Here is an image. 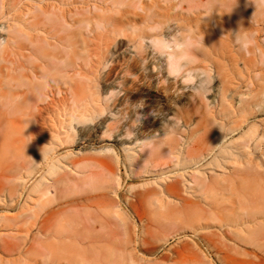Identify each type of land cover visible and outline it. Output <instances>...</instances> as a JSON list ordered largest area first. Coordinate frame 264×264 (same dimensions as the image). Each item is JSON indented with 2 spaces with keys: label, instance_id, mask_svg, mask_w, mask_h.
I'll use <instances>...</instances> for the list:
<instances>
[{
  "label": "rangeland",
  "instance_id": "obj_1",
  "mask_svg": "<svg viewBox=\"0 0 264 264\" xmlns=\"http://www.w3.org/2000/svg\"><path fill=\"white\" fill-rule=\"evenodd\" d=\"M74 8L89 9L92 18L85 30L88 50L82 51L79 36L73 65L76 89L83 82L81 74H87L88 101L72 99L64 91L68 85L62 83L54 103L41 102L40 110L29 109V116L18 119L14 127L19 132L11 136L23 147L17 152L29 145L31 131L41 145L58 146L61 171L71 176L72 196L92 197L99 204L70 214L101 216L119 231L123 251L118 254L109 246V264H264V231L258 234L264 213L252 215L255 221L248 219L250 212L260 213L262 184L257 189L263 199L258 197L257 202L250 190L246 193L253 182L244 192L242 178L237 179L241 167L230 162L207 169V179L217 183L218 191L234 181L241 191L234 192L233 183L228 186L232 194L228 189L227 196L214 191L218 195L210 198L211 205L184 186L181 195L197 201L192 209L173 197L162 207L154 191L175 180L169 177L174 167L160 170L148 160L162 139L175 136L184 142L195 129L204 134L209 112H217V106L227 113L228 107L238 108L243 101L249 106L252 101L261 112L249 116L248 122L258 121L264 128V7L256 9L252 0H75ZM24 11L29 12L26 7ZM80 28L77 25L76 30ZM239 31L248 37L244 48L234 42ZM178 33L191 34L200 45L193 53L192 70L207 76H197L194 83L171 75L166 59L144 43L152 35L171 38ZM6 37L4 33L0 40L5 42ZM31 112L37 116L30 117ZM256 152L264 160V150ZM195 170L187 169L189 179ZM49 182L54 183L53 177ZM0 233L5 237L9 232ZM3 257L6 262L13 259L9 260L13 264L25 260L28 264L17 254Z\"/></svg>",
  "mask_w": 264,
  "mask_h": 264
},
{
  "label": "bare ground",
  "instance_id": "obj_2",
  "mask_svg": "<svg viewBox=\"0 0 264 264\" xmlns=\"http://www.w3.org/2000/svg\"><path fill=\"white\" fill-rule=\"evenodd\" d=\"M74 2L0 0V35L7 34L5 42L0 40V230L9 232L5 237L3 233L6 231L0 233L3 236H0V264H4L3 256L10 254H17L19 259L27 258L28 264L30 261L41 264L49 261L53 264H109V246L115 248L118 254L123 251L119 231L114 232L101 216L70 214L72 211L80 213L98 207L99 204L92 197L79 199L72 196L75 192L70 193L74 190L68 180L71 176L66 170L61 171L63 161L57 156V145L53 142L41 145L38 140L34 141L38 136L30 130L27 133L29 145L24 147V152L19 150L22 153H18L19 148L23 149L21 144L18 145V137L11 140V136L19 132L14 127L18 119L29 116V109H39L41 102L54 103L57 91L63 90L62 83L68 85L64 91L72 99L88 101L87 74H81L84 76L81 78L83 82L80 80V87L76 89L73 65L79 36L83 42L82 51L88 50L85 30L89 29L92 18L89 9L77 11ZM25 7L29 12L24 11ZM77 25L81 26L79 30H76ZM65 77L68 79L64 80ZM222 96L227 98L226 89L222 91ZM245 102L238 108L228 107L227 113L225 109H218L219 106L217 112L210 110L209 125L204 134L195 129L188 133L184 142L175 136L160 140L148 160L155 162L160 170L174 167V170H170L173 175L169 177L175 176V180L170 179L169 182H165L168 180L165 177L162 189L154 191L162 207L170 205L173 197L181 201L180 206L192 209L191 206L196 205L197 201L181 195V191L185 192L184 186L194 191L193 196L210 204L214 198L212 196L216 194L214 191L226 195L227 189L232 194L234 188L236 191H233L237 192L239 189H235V181H230L233 183H230L231 186L235 187L229 184L226 190L219 192L217 183L208 181L206 176L207 169L225 167L230 162L241 167L237 179L242 178L244 183H240L244 185L241 186L244 192L247 191L245 185L251 181L253 188L254 182L258 184L255 189L246 186L249 188H246V193L249 194L250 190V194L257 197L256 201H261L258 197L264 196V160L256 155V151L264 150V128H260L262 123H257V120L248 122L249 116L259 114L261 110H257L252 101H249V106ZM31 114L30 117L37 116ZM132 159H136V156ZM44 165L47 166L46 170H43ZM189 168L196 169L195 174H191L192 179L187 176ZM246 175L249 177L246 178ZM50 177H53L54 183L49 182ZM259 183L263 185L260 191L257 189ZM258 191L263 193L259 195ZM260 203L257 204L260 205L257 209H262L257 210L260 213L255 210L256 214H248L250 222L252 215L258 214L256 217H260L259 214L264 213V201ZM260 231H264V226L259 228L258 234ZM246 242L252 243L249 240ZM9 260L5 261L6 264H9Z\"/></svg>",
  "mask_w": 264,
  "mask_h": 264
},
{
  "label": "clouds",
  "instance_id": "obj_3",
  "mask_svg": "<svg viewBox=\"0 0 264 264\" xmlns=\"http://www.w3.org/2000/svg\"><path fill=\"white\" fill-rule=\"evenodd\" d=\"M256 9L264 7V0H252ZM248 37L240 31L235 34L234 42L240 47L247 46ZM144 43L150 46L153 53L163 57L167 61L169 73L177 78L187 77L193 83L197 76L206 77L207 73L195 72L192 66L195 64L194 51L199 49V43L191 34L178 33L168 38L162 35H152L145 39Z\"/></svg>",
  "mask_w": 264,
  "mask_h": 264
}]
</instances>
